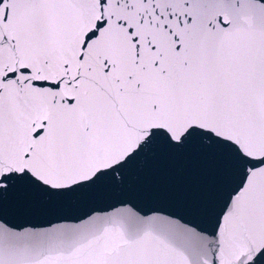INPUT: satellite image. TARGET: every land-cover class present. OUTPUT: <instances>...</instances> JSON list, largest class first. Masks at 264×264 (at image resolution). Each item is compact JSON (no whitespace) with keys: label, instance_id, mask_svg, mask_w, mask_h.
<instances>
[{"label":"snow or ice","instance_id":"snow-or-ice-1","mask_svg":"<svg viewBox=\"0 0 264 264\" xmlns=\"http://www.w3.org/2000/svg\"><path fill=\"white\" fill-rule=\"evenodd\" d=\"M193 144L226 161L211 229L131 208L0 218V264H264V0H0V197L123 184Z\"/></svg>","mask_w":264,"mask_h":264},{"label":"water","instance_id":"water-1","mask_svg":"<svg viewBox=\"0 0 264 264\" xmlns=\"http://www.w3.org/2000/svg\"><path fill=\"white\" fill-rule=\"evenodd\" d=\"M225 162L224 157L198 144L180 152L158 146L126 174L123 184L98 187L55 202L37 196L26 186L10 190L0 197V218L21 232L43 230L49 227V219L62 223L58 216L74 218L91 214L93 209L109 213L131 208L145 218L175 213L211 229V219L202 209L215 195Z\"/></svg>","mask_w":264,"mask_h":264}]
</instances>
